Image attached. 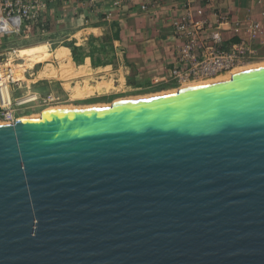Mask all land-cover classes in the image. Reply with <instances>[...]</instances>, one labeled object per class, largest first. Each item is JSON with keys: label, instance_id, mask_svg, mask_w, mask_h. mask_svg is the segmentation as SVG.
I'll use <instances>...</instances> for the list:
<instances>
[{"label": "water", "instance_id": "95a60500", "mask_svg": "<svg viewBox=\"0 0 264 264\" xmlns=\"http://www.w3.org/2000/svg\"><path fill=\"white\" fill-rule=\"evenodd\" d=\"M0 264H264V67L0 122Z\"/></svg>", "mask_w": 264, "mask_h": 264}, {"label": "crops", "instance_id": "0c3cea01", "mask_svg": "<svg viewBox=\"0 0 264 264\" xmlns=\"http://www.w3.org/2000/svg\"><path fill=\"white\" fill-rule=\"evenodd\" d=\"M191 1L86 0L54 6L48 19L57 30L78 35V46L86 52L94 51L88 54L92 59L85 56V62L112 68L114 62L117 73L109 75L116 83L137 93L153 94L176 87L171 70L181 41L174 35L172 22L188 12L187 5L206 26H217L220 16L228 15L230 21L216 31L224 48L242 39L249 41L252 26L264 28V0H194L190 5ZM235 22H241L239 32ZM256 48L259 61H264V44ZM52 74H56L55 68Z\"/></svg>", "mask_w": 264, "mask_h": 264}, {"label": "built area", "instance_id": "2783aa9c", "mask_svg": "<svg viewBox=\"0 0 264 264\" xmlns=\"http://www.w3.org/2000/svg\"><path fill=\"white\" fill-rule=\"evenodd\" d=\"M85 1L0 0V37H15L24 28L45 21L54 6ZM187 10L183 17L172 22L174 35L181 41L171 70V79L176 83L174 89L182 84L213 80L230 74L237 67L259 62L256 45L264 44V28L252 26L249 41L242 39L232 43L230 48H224L216 31L230 21L228 15H221L217 26H206L205 21L194 18L188 5ZM234 25L236 32H239L241 22H235ZM6 60L7 56L0 54V122L14 123L18 120L16 107L22 103L20 98L12 99L11 94L20 87V81L12 77L11 70L2 68Z\"/></svg>", "mask_w": 264, "mask_h": 264}, {"label": "rangeland", "instance_id": "374dc122", "mask_svg": "<svg viewBox=\"0 0 264 264\" xmlns=\"http://www.w3.org/2000/svg\"><path fill=\"white\" fill-rule=\"evenodd\" d=\"M51 23L52 21L47 18L36 26L30 25L24 28L20 35L10 38L0 37V41H2L0 54L5 56L10 54L8 57L11 56L12 61L16 63L24 64L26 60L17 58L16 56L20 53L16 54L14 51L31 45H49L53 56L48 66L51 65L55 71L56 68H59L62 77L61 79L57 76L47 79L44 75L38 76L43 64L31 66V70L26 74L32 82L20 81V87L17 90L15 88L11 94L12 99L22 98L20 100L22 105L16 107V118L39 115L51 107L110 105L121 98L151 95L137 93L126 87L125 84L116 83L115 77L112 79V74L109 75V73L116 74L118 64L111 63L112 68L108 64L89 63L88 60L85 62V56L91 57L88 54H93L94 51L86 52L78 46V40L75 38L78 35L65 34L60 29L54 28ZM116 89L117 91H115Z\"/></svg>", "mask_w": 264, "mask_h": 264}, {"label": "bare ground", "instance_id": "6f19581e", "mask_svg": "<svg viewBox=\"0 0 264 264\" xmlns=\"http://www.w3.org/2000/svg\"><path fill=\"white\" fill-rule=\"evenodd\" d=\"M18 52L20 54L18 56H16V57L17 58H19V57L20 58H25L26 63H24V64L23 63H16V62L12 61L13 58L11 56L8 57L10 54H7V60L5 61L4 65L2 66V68H4V69L12 71V77L16 81H22V82H26V83L27 82H32L31 79H29L27 77L26 73H27V71L31 70V66L38 65V64H43V67L39 71L38 76L44 75V76L47 77V79H49L48 77L53 78V77H56V76L59 79L62 78L59 68H56V74L57 75L56 74L54 75V74H52L54 68L51 67V65L48 66V64L52 60V56H53V51L51 50L49 45H47V44L31 45V46L20 48L19 50L14 51V53H16V54ZM64 59H65V57H64ZM259 67H264V62L253 63V64H248V65L237 67L235 70L230 72V74L218 77V78L213 79V80L182 84L181 86L177 87L174 90H168V91H165V92H160V93H155V94L145 95V96H135V97L121 98V99L115 100L114 102L135 100V99L148 98V97H153V96L173 94V93H176L179 89L229 80L234 73L241 72V71H246V70H251V69H255V68H259ZM51 74H52V76H51ZM36 75H37V72H36ZM112 91H114V90H112ZM115 91H117V89ZM84 94H86V93H84ZM29 98H31V97H29ZM20 100H22V98ZM110 105H101L100 104V105H91V106H82V107H73V106L51 107V108L45 109L39 115L35 114V115L25 116V117L17 118V119H22L23 121L38 120L39 118H41L42 114H44L46 112H49V111H54V110H78V109H98V108L109 107Z\"/></svg>", "mask_w": 264, "mask_h": 264}]
</instances>
